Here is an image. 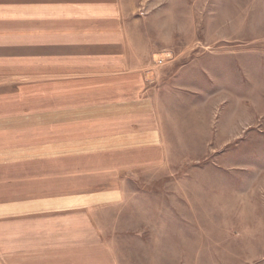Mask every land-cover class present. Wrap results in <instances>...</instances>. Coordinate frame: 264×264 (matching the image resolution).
Wrapping results in <instances>:
<instances>
[{
	"label": "rangeland",
	"instance_id": "1",
	"mask_svg": "<svg viewBox=\"0 0 264 264\" xmlns=\"http://www.w3.org/2000/svg\"><path fill=\"white\" fill-rule=\"evenodd\" d=\"M134 3L149 51L143 91L154 107L164 102L169 110L162 133H71L66 126L83 120L81 107L27 105L31 95L18 96V87L28 83L5 73L0 130L10 133H0V146L11 147L0 149L143 152L135 170L115 179L121 205L99 207V236L121 264H264V0ZM161 55L164 65L157 66ZM20 109L27 112L18 116ZM114 189L109 183L88 190L89 204Z\"/></svg>",
	"mask_w": 264,
	"mask_h": 264
},
{
	"label": "crops",
	"instance_id": "2",
	"mask_svg": "<svg viewBox=\"0 0 264 264\" xmlns=\"http://www.w3.org/2000/svg\"><path fill=\"white\" fill-rule=\"evenodd\" d=\"M134 1L0 0V74L28 83L18 87V96L31 95L27 105L81 107L71 133H162L169 110L143 91L149 51ZM106 105L123 124L105 115ZM48 147L0 149V264H121L101 239L99 207L121 205L115 179L135 170L143 152ZM109 183L115 189L89 204L88 190Z\"/></svg>",
	"mask_w": 264,
	"mask_h": 264
},
{
	"label": "built area",
	"instance_id": "3",
	"mask_svg": "<svg viewBox=\"0 0 264 264\" xmlns=\"http://www.w3.org/2000/svg\"><path fill=\"white\" fill-rule=\"evenodd\" d=\"M164 61H165V58L163 57V55L155 57V62L157 66L164 65Z\"/></svg>",
	"mask_w": 264,
	"mask_h": 264
}]
</instances>
